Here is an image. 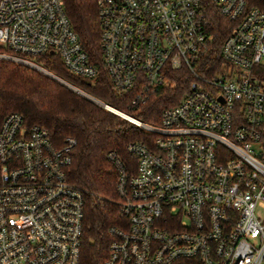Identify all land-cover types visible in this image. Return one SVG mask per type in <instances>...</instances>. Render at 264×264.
<instances>
[{"label":"built area","instance_id":"1","mask_svg":"<svg viewBox=\"0 0 264 264\" xmlns=\"http://www.w3.org/2000/svg\"><path fill=\"white\" fill-rule=\"evenodd\" d=\"M207 3L232 22L220 42ZM95 5L103 67L114 91L132 93L131 105L188 75L156 126L98 100L154 133L151 145L127 144L133 162L107 154L123 221L108 230L104 264H264V8L247 0ZM0 45L29 59L1 57L44 73L32 59L56 56L76 76H98L62 0H0ZM74 143L55 146L19 112L1 119L0 264H78L83 191L66 174Z\"/></svg>","mask_w":264,"mask_h":264},{"label":"trees","instance_id":"2","mask_svg":"<svg viewBox=\"0 0 264 264\" xmlns=\"http://www.w3.org/2000/svg\"><path fill=\"white\" fill-rule=\"evenodd\" d=\"M247 1L251 6L264 8V0ZM62 4L79 42L98 67V76L92 82L76 76L66 70L56 56L38 57V64L102 103L149 125H158L161 109L177 101L186 91L188 75L185 70L180 72L185 74V79L177 80L173 75V86H158L144 103L131 105L132 93L114 91L103 67L95 0H62ZM205 9L210 30L220 42L232 22L211 3H207ZM0 54L29 59L2 45ZM214 57L220 61L218 49ZM11 111L22 114L28 125L45 127L55 146H60L66 137L74 138L66 174L68 180L83 191L84 226L78 264H104L110 240L108 230L123 221L115 191L117 171L107 154L114 152L126 164L133 162V156L127 152V144L139 141L151 145L154 133L48 74L23 62L0 56V121Z\"/></svg>","mask_w":264,"mask_h":264},{"label":"water","instance_id":"3","mask_svg":"<svg viewBox=\"0 0 264 264\" xmlns=\"http://www.w3.org/2000/svg\"><path fill=\"white\" fill-rule=\"evenodd\" d=\"M33 67H35V66H33ZM35 68H36V67H35ZM37 69H38V68H37ZM45 73L48 74L49 76L53 77L54 79L58 80L59 82L65 84L66 86L75 89L72 85H70V84L67 83L66 81L62 80L61 78H59V77H57V76H55V75H53V74H51V73H49V72H45ZM75 90L81 93V91H79V90H77V89H75ZM85 96H87V95H85ZM87 97H89V96H87ZM89 98L92 99V100H94V101H96V102H99L98 100H96V99H94V98H92V97H89Z\"/></svg>","mask_w":264,"mask_h":264},{"label":"rangeland","instance_id":"4","mask_svg":"<svg viewBox=\"0 0 264 264\" xmlns=\"http://www.w3.org/2000/svg\"><path fill=\"white\" fill-rule=\"evenodd\" d=\"M35 63H39V59L38 58H36V59H32ZM33 67V66H32ZM35 68V67H34ZM37 69V68H36ZM54 75V74H53Z\"/></svg>","mask_w":264,"mask_h":264}]
</instances>
